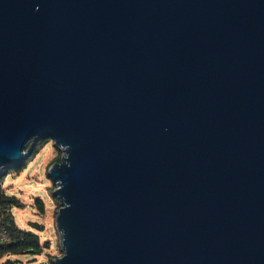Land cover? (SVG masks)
<instances>
[{"label": "water", "instance_id": "95a60500", "mask_svg": "<svg viewBox=\"0 0 264 264\" xmlns=\"http://www.w3.org/2000/svg\"><path fill=\"white\" fill-rule=\"evenodd\" d=\"M44 138L53 264H264V0H0V169Z\"/></svg>", "mask_w": 264, "mask_h": 264}, {"label": "rangeland", "instance_id": "374dc122", "mask_svg": "<svg viewBox=\"0 0 264 264\" xmlns=\"http://www.w3.org/2000/svg\"><path fill=\"white\" fill-rule=\"evenodd\" d=\"M62 151L49 140L39 148L35 157L28 162L20 173L12 172L4 181V188L10 194L17 195L23 203L22 207H14L12 212L19 226L31 228L33 223L43 226L39 231L42 242H48L49 248H44L41 254H21L5 256L0 264L9 260H19L17 264H53L54 259L63 254L60 237L56 225L57 211L60 206L53 195L56 184L48 175V170L54 161H59ZM41 198L45 210L40 211L36 199Z\"/></svg>", "mask_w": 264, "mask_h": 264}, {"label": "trees", "instance_id": "16d2710c", "mask_svg": "<svg viewBox=\"0 0 264 264\" xmlns=\"http://www.w3.org/2000/svg\"><path fill=\"white\" fill-rule=\"evenodd\" d=\"M49 140H51V138L31 141L26 148V152H28L29 155L25 160L7 164L0 169V224L7 229V233L9 236L8 242H0V261L5 256L10 255L41 254L44 248L50 247V244L48 242H42L41 240L39 231L43 230L42 225L33 223L32 227L35 229L25 228L18 225L12 209L14 207H22L23 203L17 195L8 193L3 186L7 175L12 172L20 173L21 171H23L28 162L35 157L43 143ZM58 160H60V157L58 158ZM36 205L40 209V211L45 210L44 202L41 198L38 197L36 199ZM17 263H20L19 260H11L10 258L8 261L3 262V264Z\"/></svg>", "mask_w": 264, "mask_h": 264}, {"label": "built area", "instance_id": "2783aa9c", "mask_svg": "<svg viewBox=\"0 0 264 264\" xmlns=\"http://www.w3.org/2000/svg\"><path fill=\"white\" fill-rule=\"evenodd\" d=\"M9 236L7 233V229L0 224V242H8Z\"/></svg>", "mask_w": 264, "mask_h": 264}]
</instances>
